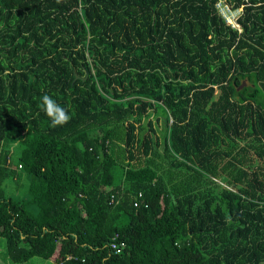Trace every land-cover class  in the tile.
Returning <instances> with one entry per match:
<instances>
[{
    "label": "trees",
    "instance_id": "trees-1",
    "mask_svg": "<svg viewBox=\"0 0 264 264\" xmlns=\"http://www.w3.org/2000/svg\"><path fill=\"white\" fill-rule=\"evenodd\" d=\"M0 237L13 262L264 264V0H0Z\"/></svg>",
    "mask_w": 264,
    "mask_h": 264
},
{
    "label": "rangeland",
    "instance_id": "rangeland-1",
    "mask_svg": "<svg viewBox=\"0 0 264 264\" xmlns=\"http://www.w3.org/2000/svg\"><path fill=\"white\" fill-rule=\"evenodd\" d=\"M221 2H218L217 5H219ZM220 7V10L226 14L227 17H230L228 11H231L230 9H228V6L225 5L224 3H221L219 5ZM220 11V12H221ZM234 13H238L237 11H233ZM234 23L239 27V23L237 24L236 21H234ZM216 183L218 184H221L223 185L224 187L227 186L221 179H215ZM6 183V186L4 184V188H6V193L7 194H11V195H14V192L15 190L19 189V190H24L25 188V185H20L18 186V188L16 187L15 188V182L13 181H7L5 182ZM0 264H53V262H51L50 260H46L44 258H41L39 256H34V257H31L28 261L26 262H13L11 261L8 256H7V253H6V250L4 248V240L2 238H0Z\"/></svg>",
    "mask_w": 264,
    "mask_h": 264
},
{
    "label": "clouds",
    "instance_id": "clouds-1",
    "mask_svg": "<svg viewBox=\"0 0 264 264\" xmlns=\"http://www.w3.org/2000/svg\"><path fill=\"white\" fill-rule=\"evenodd\" d=\"M39 107L50 119L51 126L53 127L63 126L71 119L68 110L57 103V101L48 94L42 96Z\"/></svg>",
    "mask_w": 264,
    "mask_h": 264
},
{
    "label": "built area",
    "instance_id": "built-area-1",
    "mask_svg": "<svg viewBox=\"0 0 264 264\" xmlns=\"http://www.w3.org/2000/svg\"><path fill=\"white\" fill-rule=\"evenodd\" d=\"M219 2H220V1H219ZM221 3H222V2H221ZM221 3H220V4H221ZM217 4H218V3H217ZM220 4H219V5H220ZM219 5H217V6H218V8H219V11H221ZM225 5H227V4H225ZM227 6H228V5H227ZM228 9L231 10V11H228L230 17H227L226 14H224L222 11H221L220 13L222 14L223 18L225 19V21H226L228 24H230V25L233 26V27H237V28H239V27L234 23V21L237 22V16L240 14V10H239V9H231L229 6H228ZM233 11H237L238 13H234ZM237 24H238V22H237ZM134 205H136V202H135ZM123 246H124L123 243L118 244L117 242H113V243L111 244V247L114 248L115 251H119V249H122Z\"/></svg>",
    "mask_w": 264,
    "mask_h": 264
},
{
    "label": "bare ground",
    "instance_id": "bare-ground-1",
    "mask_svg": "<svg viewBox=\"0 0 264 264\" xmlns=\"http://www.w3.org/2000/svg\"><path fill=\"white\" fill-rule=\"evenodd\" d=\"M142 196H143V194H142ZM142 198V197H141ZM141 198H139V199H141ZM138 201L136 200V203H137ZM114 203V202H113ZM137 204H139V202L137 203ZM137 207V206H136Z\"/></svg>",
    "mask_w": 264,
    "mask_h": 264
},
{
    "label": "water",
    "instance_id": "water-1",
    "mask_svg": "<svg viewBox=\"0 0 264 264\" xmlns=\"http://www.w3.org/2000/svg\"><path fill=\"white\" fill-rule=\"evenodd\" d=\"M75 77H78V76H75ZM84 78H86V76Z\"/></svg>",
    "mask_w": 264,
    "mask_h": 264
},
{
    "label": "crops",
    "instance_id": "crops-1",
    "mask_svg": "<svg viewBox=\"0 0 264 264\" xmlns=\"http://www.w3.org/2000/svg\"><path fill=\"white\" fill-rule=\"evenodd\" d=\"M1 238V237H0ZM0 249H1V247H0Z\"/></svg>",
    "mask_w": 264,
    "mask_h": 264
}]
</instances>
